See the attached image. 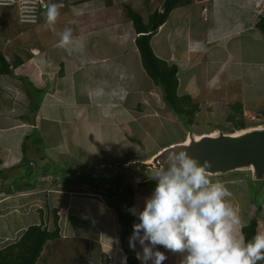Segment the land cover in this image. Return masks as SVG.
I'll list each match as a JSON object with an SVG mask.
<instances>
[{
	"label": "crops",
	"instance_id": "crops-1",
	"mask_svg": "<svg viewBox=\"0 0 264 264\" xmlns=\"http://www.w3.org/2000/svg\"><path fill=\"white\" fill-rule=\"evenodd\" d=\"M50 1L64 4L55 31L46 19L21 26L14 11L0 7V59L10 68L6 73L0 67V188L15 191L0 198V219L13 212L39 218L36 211L41 209L44 226L52 231L54 222L47 217L56 210L59 238L45 244L36 264H46L50 252L57 264L74 258L70 264H126L120 241L125 224L113 222L107 206L87 196L74 197L69 187L77 186L66 181L62 185L56 179L53 186L46 180L52 176L41 172L33 178L35 169L21 183L13 179L25 159L27 164L57 165L66 148L80 150L84 142L97 156L111 146L118 152L134 150L141 140L130 135V127L140 130L149 117L164 116L178 129L161 87L143 68L138 34L127 12L132 9L146 24L166 0ZM261 17L264 0H178L149 45L158 59L177 68V95L188 96L200 111L201 105L217 111L227 101L230 108L264 113V35L257 28ZM65 28L73 30L67 50L59 46ZM66 168L69 172L71 167ZM30 176L33 187L23 183ZM99 195L97 200H104ZM251 217L250 212L244 215L243 226ZM257 234H264V210L257 217ZM136 252L142 264L138 241ZM70 254L74 256L68 260Z\"/></svg>",
	"mask_w": 264,
	"mask_h": 264
},
{
	"label": "clouds",
	"instance_id": "clouds-1",
	"mask_svg": "<svg viewBox=\"0 0 264 264\" xmlns=\"http://www.w3.org/2000/svg\"><path fill=\"white\" fill-rule=\"evenodd\" d=\"M63 7L62 2L46 5L45 17L50 30L55 31L53 25ZM72 33L71 28L63 30L60 47L67 50ZM210 167L208 161L201 166L186 151L177 154L175 149L164 153L154 164L151 178L158 183L153 196L138 214L140 222L133 225L130 238V246L134 248L138 241L143 247L142 264L153 256L154 264L166 260L164 253H153L145 241L172 253H186L181 264L264 261V234H257L252 242L245 244L242 219L234 205L225 200L232 193L223 182L212 183L210 171L206 170Z\"/></svg>",
	"mask_w": 264,
	"mask_h": 264
},
{
	"label": "rangeland",
	"instance_id": "rangeland-1",
	"mask_svg": "<svg viewBox=\"0 0 264 264\" xmlns=\"http://www.w3.org/2000/svg\"><path fill=\"white\" fill-rule=\"evenodd\" d=\"M9 10L14 11L13 9H9ZM229 104H230L229 102L224 101L223 103H221V106L219 107V109H217V111L212 109L210 110L211 107L206 108L204 105H201L202 106L201 111L195 113L193 118V125L191 126L193 131H195L196 133H208L217 129H222L226 133L235 132L236 131L235 122L239 118L243 121L245 127L261 125L264 123V114L260 113V111L256 112L252 110L243 109L239 117V113L233 111L229 107ZM169 112H170L169 114L172 115V117H174L172 118V120L175 121L176 123L175 118H177V116L172 111ZM212 113L215 114L211 115ZM230 117L231 118L233 117L232 120H230L231 119ZM163 118L164 119H160V118L154 119L153 117H149L146 120H142L140 124V130L133 129L134 126L130 127L131 130L130 135L131 133H133L135 140L137 138L141 140L140 147H137L134 150L128 149L127 151V148H123L124 150L118 152L117 149H115V146L113 148L111 146L110 149L105 148L103 150L105 152L103 154L100 153V156H97V153H93L90 150L92 147L88 143L84 142L80 150L73 148H66L65 149L66 153L61 155V157L57 159V161H59L60 163L57 164L56 166H53L52 164H47L46 162L45 164L36 163L34 174L38 175V169L36 167H45L50 169V171L52 172L55 171V175L61 177L60 183L62 185L68 184L69 186H71V184L65 183V178H66V182L68 181L67 180L68 178L64 173H62V170L64 169L66 170V166H68L69 168L71 167L68 172L71 175L73 172L77 171V167H78L77 164H81L82 168H87V167L89 168L90 165L103 166V165H111L114 163H125L133 160H139L137 158H140V156L142 155H144V157L141 159H144L149 155L155 153L157 150L177 142L176 140L184 138V136H182L183 131L181 127L179 128L180 125L179 126L176 125L178 127L177 129L173 127L171 123H169L168 119H166L164 116ZM44 146L46 147L47 144L45 143ZM132 146L133 145H131V147ZM65 150L63 152H65ZM138 154H140V156ZM81 161H87L89 163H81ZM23 165L26 167L27 165L26 159L25 161H23V164L20 165V167ZM16 170L17 168L13 169L11 172L14 173ZM209 178L212 181V183H215L216 181L223 182L225 186L231 191L232 197L230 198L226 197L225 200L234 205L238 215H240L242 220L244 219V215L246 213L248 212L252 213L254 211L255 208H253V205H255L256 203L252 201L260 200L259 197L262 194L261 191L263 192V188H264L260 183H256L255 186L252 180L250 179V177L248 176V174L242 172L232 173L227 176H217V177H209ZM31 179L29 180L32 182ZM46 180H49L53 186H55L57 182V180L53 177L46 178ZM72 186H77L75 188L69 187L71 190L69 193H71V195H73L74 197L78 195L83 197L87 196L86 198L95 199L96 202H100V205L107 206L109 212L113 214V219H114L113 222L117 223L120 226H122V224H125L124 228L127 234L133 233V225L135 224L134 221H138V223L140 222L138 219V214L141 211H143L146 205V201L150 199L154 194L152 190V186L150 187V189L146 187L135 190L131 194L129 200L130 205H125L124 203L119 202L117 199L109 196L100 197L104 200H100V199L97 200L95 195H98L99 193L96 194L93 190H87V189L85 190L84 188L79 187V185L77 184ZM11 191H14V189L13 188L9 189L6 186L0 188V198L4 197V194H7ZM107 200L108 202L114 204L115 207L114 209L110 207V203H108ZM263 206L264 204H262L261 207L262 210L259 214L260 217L263 214V210H264ZM17 209L18 208L16 207L14 211H16ZM9 212L12 213L13 211L10 210ZM134 212L135 214H133ZM121 214L125 216L124 217L125 223H123L122 221L123 219H121L122 218ZM7 217L9 218L0 219V248H2L3 246L2 244H4V242L10 241L8 239L2 241V238L11 237V236L15 237L16 235L17 236L20 235L22 228H25V226L27 227L32 223H35V220L38 221L39 219L37 215L35 216L33 214L21 215L20 213H14V212L13 214ZM47 220L53 221V216L50 214L47 217ZM141 235H143V232H141ZM145 246L151 247L153 252L155 251L162 252L160 249L158 250L154 249L155 247L150 245L148 241H145ZM162 253H164L166 256V260L164 261V263L173 264V256H175V254L170 252H162ZM185 254L180 253L179 256H175L176 257L174 259L175 264H181V261L184 259ZM70 255L68 256V260L74 256V254H70ZM120 256L123 257V255ZM46 257L48 258L46 264H51V263L57 264V260H56L57 258L54 255V252L52 253L50 252L49 254H47ZM50 259H55V260L51 261ZM74 259L71 261H74ZM70 262L68 261L69 264Z\"/></svg>",
	"mask_w": 264,
	"mask_h": 264
},
{
	"label": "water",
	"instance_id": "water-1",
	"mask_svg": "<svg viewBox=\"0 0 264 264\" xmlns=\"http://www.w3.org/2000/svg\"><path fill=\"white\" fill-rule=\"evenodd\" d=\"M181 128L184 133L181 141L165 146L144 159L90 165L89 168L77 165V171L69 176L67 182L115 199L124 197L126 205H130L129 200L135 190L150 189L151 186L155 190L158 181L151 178L152 168L164 153L175 149L177 154L181 150L186 151L201 166L208 161L211 167L206 170L210 171V177L242 172L248 174L254 185L260 183L264 187V123L230 133L222 129L196 133L187 122H183ZM165 167L167 170V165ZM67 172V168L63 170L65 175Z\"/></svg>",
	"mask_w": 264,
	"mask_h": 264
},
{
	"label": "trees",
	"instance_id": "trees-1",
	"mask_svg": "<svg viewBox=\"0 0 264 264\" xmlns=\"http://www.w3.org/2000/svg\"><path fill=\"white\" fill-rule=\"evenodd\" d=\"M177 1L178 0H166L163 3L162 11H155L152 15H150L146 24L143 22L140 15L132 9L127 8V12L133 22L135 31L138 34L136 44L144 70L147 75L161 87L164 100L169 109L177 116L178 123L181 125L183 122H187L190 126H192L194 115L196 112L200 111V106L193 104L188 96L179 97L177 95V68L175 66H169L164 61L158 59L149 45L151 35L166 21ZM257 28L264 35V17H261L258 20ZM0 67H2L1 69L3 72H10L8 65H4L2 63V59H0ZM231 109L239 113L240 117L242 111L239 106L235 105L231 107ZM232 118L230 120H232ZM244 127L245 125L240 118L236 120V130ZM35 166L36 163H28L26 167L23 166L21 171L16 175V178L13 179L15 184L18 182L21 183V178L27 176L29 171L35 169ZM32 177L35 178V175ZM32 177L30 176L28 179L25 178L26 180H24L23 183H31L30 185L33 187ZM29 179H31L32 182ZM94 192L108 196L107 194L99 191ZM263 194L264 190L259 197L260 200L258 199L259 201H252L256 203L253 205V208L255 209L252 212V217L247 224L242 226L245 244L252 242L254 239L257 217L262 210V204H264ZM118 200L120 202L122 201L126 205L123 198H119ZM36 213L39 215V224L28 225L25 229H22L18 238L16 236L2 238V241L7 239L10 241L4 242V244H2V248H0V264H36L45 244L50 240L59 238V217L56 214V210H54L51 214L54 222V229L52 231H49V229L44 226V212L40 209L37 210ZM121 215V219H123L122 221L125 223V216L123 214ZM132 235L133 233L127 234L125 228L123 229L120 237L121 249L125 255L126 264H139L136 245L134 248L130 246V238ZM257 264H264V261H258Z\"/></svg>",
	"mask_w": 264,
	"mask_h": 264
},
{
	"label": "built area",
	"instance_id": "built-area-1",
	"mask_svg": "<svg viewBox=\"0 0 264 264\" xmlns=\"http://www.w3.org/2000/svg\"><path fill=\"white\" fill-rule=\"evenodd\" d=\"M50 0H0V7L13 9L21 26H33L46 19V5ZM207 9H203V13ZM86 190V189H85Z\"/></svg>",
	"mask_w": 264,
	"mask_h": 264
},
{
	"label": "flooded vegetation",
	"instance_id": "flooded-vegetation-1",
	"mask_svg": "<svg viewBox=\"0 0 264 264\" xmlns=\"http://www.w3.org/2000/svg\"><path fill=\"white\" fill-rule=\"evenodd\" d=\"M38 169V172H41L42 174H44L45 176H52L55 179H58V181L61 180V177L55 175V171L51 173L50 169L45 168V167H36ZM63 173V170H62ZM34 174V173H33ZM35 175V174H34ZM36 176V175H35ZM67 178H69L70 174L67 172ZM66 181V178H65ZM151 191V190H150ZM118 200V199H117ZM119 201V200H118ZM120 202V201H119ZM122 202V201H121ZM123 203V202H122Z\"/></svg>",
	"mask_w": 264,
	"mask_h": 264
}]
</instances>
